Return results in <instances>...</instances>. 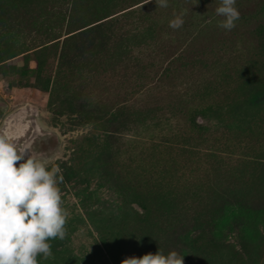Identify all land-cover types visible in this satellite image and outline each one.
<instances>
[{"label": "rangeland", "instance_id": "374dc122", "mask_svg": "<svg viewBox=\"0 0 264 264\" xmlns=\"http://www.w3.org/2000/svg\"><path fill=\"white\" fill-rule=\"evenodd\" d=\"M219 2L0 0V125L37 110L16 143L62 169L70 213L38 264L159 248L184 264H264V0H236L231 31ZM111 16L114 33L153 32L124 44L78 32Z\"/></svg>", "mask_w": 264, "mask_h": 264}, {"label": "clouds", "instance_id": "9594fccd", "mask_svg": "<svg viewBox=\"0 0 264 264\" xmlns=\"http://www.w3.org/2000/svg\"><path fill=\"white\" fill-rule=\"evenodd\" d=\"M196 0L195 4H198ZM167 7V0H156ZM219 27L231 31L240 19L236 0H220L215 8ZM183 13L169 21L173 29L182 27ZM7 126L0 128V264H38L37 256H52L50 240H64L70 213L63 206L59 185L62 169L18 147ZM17 162L19 166L17 167ZM121 264H184V255L162 249L141 257L131 256Z\"/></svg>", "mask_w": 264, "mask_h": 264}, {"label": "trees", "instance_id": "16d2710c", "mask_svg": "<svg viewBox=\"0 0 264 264\" xmlns=\"http://www.w3.org/2000/svg\"><path fill=\"white\" fill-rule=\"evenodd\" d=\"M112 18L113 16L109 17V18H104L102 20H96L97 22H94L93 24H90L88 26L85 25V28H83L82 30H79L78 32L80 31H83V30H98V29H102L104 28V30H106L107 34L110 35V38H114V39H117V40H120L121 42L124 43H128L130 39L132 38H136V37H139L141 36L140 38L146 36V35H150L152 34L153 32V28L152 27H148L143 33H140V32H137V33H133V32H124V33H120V34H117V33H114L112 26L114 24V21H112ZM258 33H259V36L262 38H264V24L262 23L261 25H259V29H258ZM127 45H125L126 47ZM262 99H264V95L261 96ZM175 135V136H174ZM162 138H167L166 137V134H163V135H160ZM169 136H172V137H177V134H171ZM156 143V142H155ZM153 143V145H157V143L155 144ZM141 214L144 216L145 219H153L154 216L153 215V212L155 211V209H152L150 207H143L141 208ZM213 222H215L213 220Z\"/></svg>", "mask_w": 264, "mask_h": 264}, {"label": "water", "instance_id": "95a60500", "mask_svg": "<svg viewBox=\"0 0 264 264\" xmlns=\"http://www.w3.org/2000/svg\"><path fill=\"white\" fill-rule=\"evenodd\" d=\"M29 112L30 115V122L33 127V129H37V120L35 118V115L37 114V110L33 109L30 105L26 104L24 106H19L9 113L6 114V116L3 118L0 128H3L7 126L9 130L17 136L18 134L22 133V126L24 125L22 123V119L26 116V114ZM32 138V135L29 137L28 140Z\"/></svg>", "mask_w": 264, "mask_h": 264}]
</instances>
